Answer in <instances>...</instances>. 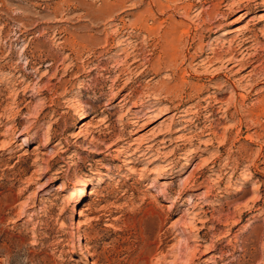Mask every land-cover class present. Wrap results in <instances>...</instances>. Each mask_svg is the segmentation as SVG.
<instances>
[{"label": "rangeland", "instance_id": "1", "mask_svg": "<svg viewBox=\"0 0 264 264\" xmlns=\"http://www.w3.org/2000/svg\"><path fill=\"white\" fill-rule=\"evenodd\" d=\"M0 264H264V0H0Z\"/></svg>", "mask_w": 264, "mask_h": 264}, {"label": "bare ground", "instance_id": "2", "mask_svg": "<svg viewBox=\"0 0 264 264\" xmlns=\"http://www.w3.org/2000/svg\"><path fill=\"white\" fill-rule=\"evenodd\" d=\"M219 6V5H218ZM183 8H184V10H185V5H183ZM214 8V7H213ZM187 9V8H186ZM220 11V10H219ZM186 12H188V11H186ZM221 12V11H220ZM215 17V16H214ZM213 24V23H212ZM214 25H216V24H214ZM214 25H212V26H210V28L211 27H213ZM116 30V29H115ZM148 30H150V29H148ZM177 30V29H176ZM176 30H175V25L171 28V31H169L168 33H167V36L166 37H168L167 39L169 40V42H173V41H175L176 40V37H177V35H176ZM211 30V29H210ZM152 32V31H151ZM177 33H179V32H177ZM131 35V34H130ZM129 36V35H128ZM248 38V37H247ZM124 41V40H123ZM177 41V40H176ZM168 42V41H167ZM201 47V46H200ZM213 49V48H212ZM213 52V54H214V56L213 57H210V58H207L208 59V62L210 61L211 62V60H213V59H215V52H214V50L212 51ZM231 52V51H230ZM228 53V52H227ZM232 53V52H231ZM171 54V53H170ZM237 56V55H236ZM218 58V59H217ZM219 58L220 59H222L223 58V56L221 55V56H218V57H216V59L217 60H219ZM173 60V59H172ZM225 60V59H224ZM222 61V60H221ZM209 62V63H210ZM226 64H227V66L229 65V69L228 70H231L234 66H236V65H241L243 68L244 67H246L248 64L247 63H244L243 61H241L238 57H235V55H233L232 54V56L230 57V58H228L227 60H226ZM240 70V69H239ZM227 75V74H226ZM225 75V76H226ZM228 79V78H227ZM230 80V79H229ZM60 188H62V185L61 186H59ZM181 191V190H180ZM182 193V192H181ZM65 199V198H64Z\"/></svg>", "mask_w": 264, "mask_h": 264}]
</instances>
